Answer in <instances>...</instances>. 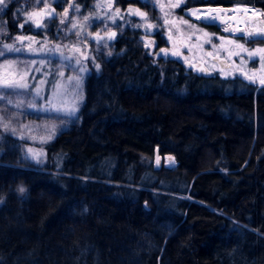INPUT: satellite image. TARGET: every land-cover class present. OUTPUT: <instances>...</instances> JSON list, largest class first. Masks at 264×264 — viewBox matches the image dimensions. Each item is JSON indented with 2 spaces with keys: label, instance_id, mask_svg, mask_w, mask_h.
I'll return each instance as SVG.
<instances>
[{
  "label": "trees",
  "instance_id": "obj_1",
  "mask_svg": "<svg viewBox=\"0 0 264 264\" xmlns=\"http://www.w3.org/2000/svg\"><path fill=\"white\" fill-rule=\"evenodd\" d=\"M181 1L264 10V0ZM34 2H9L8 41L31 33L19 8ZM130 17L42 162L3 136L0 264H264V85L158 61L144 49L146 19Z\"/></svg>",
  "mask_w": 264,
  "mask_h": 264
},
{
  "label": "rangeland",
  "instance_id": "obj_2",
  "mask_svg": "<svg viewBox=\"0 0 264 264\" xmlns=\"http://www.w3.org/2000/svg\"><path fill=\"white\" fill-rule=\"evenodd\" d=\"M10 1L4 0V4H0V53H3L0 55V145L5 141L3 136H11L18 140L27 158L36 163L43 161L42 146L52 141L59 132L76 120L83 103L86 77L92 71H99L98 55L100 53L108 55L113 49L118 38V31L122 29V27L117 28V23L121 21L120 23L126 25V23L135 22L130 16L146 19L143 26L146 33H153L156 30L165 31L168 38L171 36L172 53L179 54L186 51L189 53L188 61L205 60L206 53H212L214 56L224 55L232 67L223 73H219L215 66L208 63L210 69L220 74V79L231 80L241 77L245 81L264 85L260 83L261 78H264V71H260L259 55L249 57L247 52L235 47L237 44L243 45L244 49L254 52L257 49H264V43L256 42L246 45L243 39L236 36L235 31L238 28L236 22L226 21L227 18L246 17L244 9L253 10L255 14L258 10L252 7L233 6L232 13L221 11L218 23H207L189 14L191 10L200 12L196 7L182 11L185 1L181 0H147L151 9L148 11H144L140 6L127 4V0H94L91 7L86 10L75 3L66 6L60 3L59 7H54V3L59 0H35L31 6L23 4L19 8L24 19L21 25L31 23L33 25L31 33L19 36L25 38L22 41L15 39L10 42L5 26H1L4 22L2 16ZM122 2L126 3V6ZM176 3H179L178 7H170ZM98 4L102 7H97ZM161 5L164 6L163 11ZM63 7L67 8L66 16L62 12ZM77 8L79 11L76 10ZM116 9L120 10L119 14H116ZM129 9L138 10L145 16L141 17L135 11L129 12ZM169 12L171 15L168 19L175 23L165 24L164 14ZM32 13H40V15L34 17V20H29L28 16ZM84 17H89V19L85 22ZM181 20L187 21L188 24L179 23ZM34 21H38L40 26H37ZM74 23L77 24L75 29L72 27ZM81 24L84 25L83 29L80 28ZM135 24L139 25L141 21ZM148 24L154 27L148 28ZM192 24L198 31L189 39L193 30L189 29L188 25ZM206 25H215L217 30L206 28ZM225 28L228 31H224ZM77 31L80 32L79 36L76 35ZM113 32L115 36L109 38ZM97 33L102 39L96 38ZM204 33L208 36H204ZM29 37L31 40L28 39ZM209 37H211V43H205ZM6 44L13 45L14 49L19 51H9L4 47ZM146 44L152 46L150 41ZM213 44L218 47L214 49ZM29 45L31 49L37 51H31ZM57 45L60 46L59 50H56ZM73 45L80 51H70ZM230 51L233 53L231 56ZM237 51L240 55L234 54ZM178 54L172 55L179 57ZM245 55L248 56V60L244 58ZM64 57L73 58L65 59ZM77 59L80 60L79 65L76 63ZM241 59L246 61L243 66ZM81 67L85 70L81 71ZM242 67L247 75L241 74L239 69ZM61 72L64 73L63 77L59 75ZM249 76L252 78L249 79ZM69 77H77L78 82L77 80L69 81ZM5 82L26 83L28 87H4ZM5 124L8 125L7 129L4 127ZM49 135L51 138H47ZM41 137L45 138L43 142H41ZM30 148L41 155L34 157L28 151ZM154 163L155 160L152 159L151 164Z\"/></svg>",
  "mask_w": 264,
  "mask_h": 264
},
{
  "label": "snow or ice",
  "instance_id": "obj_3",
  "mask_svg": "<svg viewBox=\"0 0 264 264\" xmlns=\"http://www.w3.org/2000/svg\"><path fill=\"white\" fill-rule=\"evenodd\" d=\"M0 4H4V0H0ZM178 6H179V3H176V4H172V5H170V7H178ZM45 7H47V5H45ZM97 7H102V5H99V4H98ZM108 7L110 8L111 5L109 4ZM163 8H164V6L161 5V10H162V11H163ZM76 10L79 11L78 8H77ZM119 11H120L119 9H116V14H119ZM134 11H135V13H136L137 15H139V16H141V17H144V16H145L144 13H140V12H138V10H132V9H129V12H134ZM65 14H66V13H65ZM39 15H40V13H32V14H30V15L28 16V19H29V20H34V17L39 16ZM170 15H171L170 12L164 14V23H165V24L175 23V21H170V20L168 19V16H170ZM190 15H192V16H197V13L193 12V13H191ZM88 19H89V17H84V21H85V22H86ZM34 22L37 23V26H40L38 21H34ZM61 22L63 23V20H62ZM179 23H181V24H188V22H187V21H184V20L179 21ZM138 26H139V25H138ZM72 27H73L74 29L77 28V24L74 23V24L72 25ZM83 27H84V25L81 24V25H80V28L83 29ZM147 27H148V28H152V27H154V25L148 24ZM188 28L193 30L192 33L189 35V39H191V35H194L195 32L198 31V29H196V26H195L194 24H192V25H188ZM224 31H228V29L225 28ZM76 35L79 36V35H80V32L77 31V32H76ZM114 36H115V33L113 32V33H111V36H110L109 38L114 37ZM204 36L207 37L208 34H207V33H204ZM96 38H97V39H102V37H100L99 33L96 34ZM16 39L19 40V41H22V40L25 39V38H24V37H19V36H18V37H16ZM28 39L31 40L30 37H29ZM169 39H171V36L169 37ZM197 39L199 40V37H197ZM205 43H211V37H209V38L205 41ZM146 46H147V45H146ZM221 46H222V45H221ZM4 47H5L6 49H8L9 51H13V50L19 51L18 49H14V46L11 45V44H6V45H4ZM55 47H56V50H59V48H60L59 45H57V46H55ZM212 47L215 49V48H217L218 46L215 45V44H213ZM235 47H236L237 49H240V50H242V51L247 52L249 57H251V56H253V55H259V57H260V63H261L260 71H264V49H257V50H255V51L253 52V51H249V50H247V49H244V46H243V45H239V44H237V45H235ZM29 48H30L31 51H34V52L37 51L36 49H31V45H29ZM41 50H43V49H41ZM70 51H73V52H79L80 49H79L78 47H76L75 45H73V46H71ZM160 51L163 52L165 55L168 54V50H167V49H161ZM60 54H61V56H63V53H62V52H61ZM172 54H173V55H177L178 53L173 52ZM232 54H233V53L230 51V52H229V55L231 56ZM234 54H235V55H240V52L237 51V52H235ZM0 55H3V53H0ZM209 55H212V53H209ZM64 58H65V59H72L73 57H64ZM85 58H87V57H85ZM76 63L79 65V64H80V60L77 59V60H76ZM245 64H246V61H245L244 59H241V65L243 66V65H245ZM97 67H99V66L97 65ZM80 70H81V71H84L85 69H84L83 67H81ZM201 70H202V69H201ZM239 70L241 71V74L247 75V72L244 70L243 67H242L241 69H239ZM59 75H60L61 77H63L64 73L61 72V73H59ZM253 75H255V73H253ZM248 78L251 79L252 77L249 76ZM68 79H69V81L77 80V82H78V78H77V77H69ZM260 83L264 84V78H261ZM4 87L27 88L28 85H27L26 83H20V82H12V83L5 82V83H4ZM37 95H39V91H37ZM50 103H51V101H50ZM56 110L59 111V110H61V109H56ZM72 110H74V109H72ZM4 127L7 129L8 125L5 124ZM13 131H15V129H13ZM47 138H51L50 135H49ZM33 139H35V137H33ZM44 139H45L44 137H41V142H43ZM28 151H29L30 153H32L34 157H37V156L41 155V153L35 152V151H34L33 149H31V148L28 149ZM20 191L22 192L23 189H20Z\"/></svg>",
  "mask_w": 264,
  "mask_h": 264
},
{
  "label": "flooded vegetation",
  "instance_id": "obj_4",
  "mask_svg": "<svg viewBox=\"0 0 264 264\" xmlns=\"http://www.w3.org/2000/svg\"><path fill=\"white\" fill-rule=\"evenodd\" d=\"M191 8H194V6L188 7V8H182L181 10L183 11V10L191 9ZM255 9H257V8H255ZM257 10L258 11L255 14H253L252 16L260 15L263 18V22L261 23V25H262L261 29L260 28H256V27H254L251 24H246L244 22L246 24L245 26L243 25L244 32L241 33V34L238 33V29L241 28V27H238L236 29V31H235L236 32V36L239 37L240 39H243L246 45H248V44L251 45V44H254L256 42L257 43H264V10H262V9H257ZM138 19H140V18H138ZM259 36H262V37L259 38ZM144 37L146 38V43L149 42V41L152 43L151 47H150V45H147V44H146L147 46L146 45L144 46V49L147 50L149 56L156 57V59L158 61H161V59L174 60V61L180 63L185 69L190 70L193 73L199 74L194 69H191V68L185 66V63L189 59V53L188 52H186V51L180 52L178 54L179 57H175V56L172 55V49H173L172 48V42H171V39L168 38L167 33L165 31L156 30L153 33L144 32ZM244 38H247V39L245 40ZM248 40H249V42H248ZM161 49H167L168 50V54L165 55L163 52L160 51ZM208 55H209V53H206V55H205L206 59L202 60V62L208 67V69H210L209 66H208V63L211 64L213 67L215 66L218 69L219 68L218 64L216 62L212 61L211 58ZM218 55L221 56V57L226 58L222 54H218ZM244 58H246V60H248V56L245 55ZM198 61H201V60L198 59L195 62L193 61V63H196ZM210 70L213 71V73L211 75L214 76V77H220L219 73H223L224 72V71L220 72L218 70L219 73L217 74L215 70H213V69H210ZM226 70H228V69H226Z\"/></svg>",
  "mask_w": 264,
  "mask_h": 264
},
{
  "label": "water",
  "instance_id": "obj_5",
  "mask_svg": "<svg viewBox=\"0 0 264 264\" xmlns=\"http://www.w3.org/2000/svg\"><path fill=\"white\" fill-rule=\"evenodd\" d=\"M245 7H249V6H245ZM199 9L200 12H207L209 10H214V9H218V10H225L228 13H232L233 11V7H223V6H213V5H202V6H198L197 7ZM244 22L246 24H251L256 28H262L261 23L263 22V18L260 15H256V16H246L244 18ZM244 32V28L241 27L238 29V33H243ZM262 36H259V38H261ZM212 61L216 62L218 64V70L220 72L225 71L226 69H229L232 67V64L224 57H221L219 55H208ZM186 67H189L191 69H194L195 71H197L199 74H203V75H211L213 73L212 70L208 69V67L202 62V61H198L196 63H193L191 61H187L185 63ZM202 69V70H201ZM154 160L155 163L153 164V167L156 170H159L162 168L163 163H164V159L163 156L160 154L159 150L156 149L155 150V155H154Z\"/></svg>",
  "mask_w": 264,
  "mask_h": 264
},
{
  "label": "bare ground",
  "instance_id": "obj_6",
  "mask_svg": "<svg viewBox=\"0 0 264 264\" xmlns=\"http://www.w3.org/2000/svg\"><path fill=\"white\" fill-rule=\"evenodd\" d=\"M193 12L197 13V16L191 15L195 19H199V20L205 21L207 23H218L221 10L214 9V10H209L207 12H198L196 10H191V11H189V14H191ZM244 12H245L246 16H251L254 13V11L250 10V9H244ZM226 21L227 22L235 21L238 27H243V25H244V18L243 17H241V18H237V17L227 18Z\"/></svg>",
  "mask_w": 264,
  "mask_h": 264
},
{
  "label": "clouds",
  "instance_id": "obj_7",
  "mask_svg": "<svg viewBox=\"0 0 264 264\" xmlns=\"http://www.w3.org/2000/svg\"><path fill=\"white\" fill-rule=\"evenodd\" d=\"M21 189H23V188H21ZM23 191H24V189H23Z\"/></svg>",
  "mask_w": 264,
  "mask_h": 264
}]
</instances>
